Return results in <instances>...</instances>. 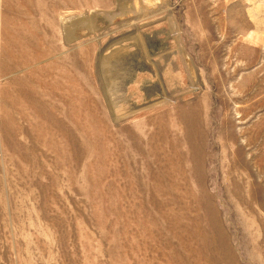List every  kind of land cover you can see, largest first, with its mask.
I'll return each instance as SVG.
<instances>
[{"label":"rangeland","instance_id":"1","mask_svg":"<svg viewBox=\"0 0 264 264\" xmlns=\"http://www.w3.org/2000/svg\"><path fill=\"white\" fill-rule=\"evenodd\" d=\"M73 1L0 0V264H264V0Z\"/></svg>","mask_w":264,"mask_h":264},{"label":"bare ground","instance_id":"2","mask_svg":"<svg viewBox=\"0 0 264 264\" xmlns=\"http://www.w3.org/2000/svg\"><path fill=\"white\" fill-rule=\"evenodd\" d=\"M78 1V2H77ZM116 2H115V4H116V8L118 9V10H120V11H125V10H127L128 8L130 9L131 7H132V5H131V2L129 1V0H115ZM74 2V4H82L83 6L84 5H88L89 3H92V2H94V3H96L97 5H105V4H107V3H112V0H93V1H90V0H76V3H75V1H73ZM71 3V2H70ZM71 5H72V3H71ZM55 8V7H54ZM22 13H23V11H22ZM25 13V12H24ZM112 13L111 12H109V15H111ZM92 17H90V16H86V17H83L82 19H80L79 21H77V22H74V21H70L69 23H67V24H65L64 25V36L67 38V39H70V37H71V35H72V31H73V28L76 26V25H79L78 27H80V29H86V30H88L89 28H91L92 27ZM40 45V44H39ZM40 48V47H39ZM49 51V50H48ZM46 53V52H45ZM47 54V53H46ZM101 62H102V65L104 66V68L102 67V72L104 73V74H106L107 72H105V71H108V67L106 66V64H107V60L105 59V58H102L101 59ZM83 64H84V62H83ZM114 85V84H113ZM164 131H165V129H164ZM193 150H194V148H192ZM168 158V157H167ZM174 158V157H173ZM174 161V160H173ZM201 160H199V155H196V157H195V162L197 163L196 165H197V167L199 168V167H201V162H200ZM197 171H198V169H197ZM181 176V175H180ZM169 182V181H168ZM161 186V185H160ZM163 186V185H162ZM167 190V189H166ZM165 191V190H164ZM166 193V192H165ZM206 194V193H205ZM193 196V195H192ZM195 197V196H194ZM196 198V197H195ZM210 211V210H209ZM206 214V213H205ZM213 222H214V219H213V217L211 218V220H210V223H211V225H214L213 224ZM222 237H221V234L218 232V231H215V233H214V236L211 238V247L213 248V249H216V250H220V249H222V246L224 245V243H222ZM224 242V241H223ZM225 245L223 246V248L225 249ZM223 249V250H224ZM226 250V249H225ZM224 250V251H225ZM221 254V253H220ZM224 256V255H223ZM226 257V256H225ZM232 256L231 255H229V258H231ZM217 260H220V258H218ZM216 260V261H217Z\"/></svg>","mask_w":264,"mask_h":264}]
</instances>
